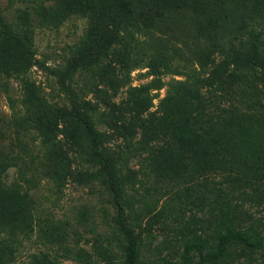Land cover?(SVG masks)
Segmentation results:
<instances>
[{
	"label": "rangeland",
	"instance_id": "rangeland-1",
	"mask_svg": "<svg viewBox=\"0 0 264 264\" xmlns=\"http://www.w3.org/2000/svg\"><path fill=\"white\" fill-rule=\"evenodd\" d=\"M54 1L0 0V9L6 27H11L18 11H27L34 21L31 8ZM90 2L97 3L108 30L96 46L99 50L114 41L116 23L137 24L123 32L121 45L111 47L98 66L107 86L98 88L110 97L107 106L81 90L91 81L89 73L75 74L68 89L72 93L64 95L46 72L30 66L29 80L40 94L27 114L19 105L14 111L8 106L6 94L13 100L19 97L16 81H8L7 93L0 90V172H5L7 187L0 186V239L17 235L13 264H29L32 255L40 257L39 264L123 263L125 240L113 222L105 189L98 181L81 186L74 179L82 161L70 137L78 131L55 111L74 101L72 96L97 102L108 121L100 120L96 129L109 139V157L128 181L121 205L141 263H176L186 237H208L225 216L239 227L252 225L264 234L263 88L259 87L256 119H234L224 134H216L192 124L190 117L200 107L187 87L164 86L133 101L129 87L119 84V78L127 76L133 87L149 81L146 65L152 59L169 65L199 63L207 70L217 57L211 33L228 37L251 28L264 40V0H142L129 7L131 15L118 9L116 0H61L72 7ZM86 23L85 18L71 16L57 28L35 27L33 60L49 68L62 65ZM26 56L23 48L0 40V62L5 66ZM169 79L161 76L164 83ZM166 90L172 95L168 99ZM127 107L154 125L156 132L149 135L151 140L144 139V150L142 144L130 150L124 143L118 126L131 121ZM117 117L115 125L109 122ZM134 130L130 143L139 137V128ZM214 185L222 191L219 196ZM4 252L0 242V258ZM220 264H264V253L231 247Z\"/></svg>",
	"mask_w": 264,
	"mask_h": 264
},
{
	"label": "trees",
	"instance_id": "trees-1",
	"mask_svg": "<svg viewBox=\"0 0 264 264\" xmlns=\"http://www.w3.org/2000/svg\"><path fill=\"white\" fill-rule=\"evenodd\" d=\"M116 1L118 9L131 15L129 7H134L135 3L142 0ZM118 9L117 11H119ZM31 10L32 14L36 16L34 21L27 11L20 10L13 25L6 27L5 17L0 9V40L6 38L12 47L23 48L27 54L26 58L13 66H5L0 62V90L7 93L8 87L6 86L10 80L16 81L19 89V97L15 100L6 94L9 108L14 111L19 105V109L24 110L27 114L37 101L40 89L33 86L29 80L28 69L30 66L46 72L57 85V89L64 95L72 93L68 89L72 87V79L75 74L89 73L91 81L80 86L81 90H86L94 98L98 96L100 102L107 106L110 97L106 91L98 88L107 87L98 66L109 56L111 47L121 45L123 32L127 33L128 28H136L137 24H125L121 27L119 23H116L114 25L116 30L114 41L107 42L99 50L96 46H98L101 36L108 30L104 26L103 15L100 13L97 3L90 2L80 7H72L69 4H62L61 0H55L47 5L35 4ZM71 16L85 18L87 23L78 41L69 48V56L63 61V64L49 68L43 63L33 60L34 28H57ZM118 19L121 23L119 16ZM254 20L256 21V19ZM210 35V41L217 49V57L207 70L204 65L199 63L169 65L160 61L157 63L155 59H152L146 65L148 72L145 75L152 76L149 81L133 87L128 76L120 77V86L129 87L128 93L133 101L136 97H143L148 95L151 90H159L164 86L187 87L188 91L197 99V105L200 107L199 111H195L191 115L190 120L192 124L205 129L206 133L224 134L225 127L237 118L256 119L260 107L259 87L263 88L264 94V40L262 34L248 28L245 31L238 30L236 35L228 37L218 33ZM165 74L170 76L166 83L161 81V76ZM174 76H178L182 80L176 81ZM95 78H98L99 82L94 83V80H97ZM169 96L172 95L166 90V99ZM72 97L74 101L67 103V106L64 103L58 105L55 107V111L65 125L75 127L78 131V134L70 137L72 138L73 151L78 160L82 161V167L74 172V179L81 186H88V183L98 181L105 189L113 209V222L125 240L122 264H146L141 263L138 259L137 241L128 228L127 216L121 205L122 195L128 181L117 166V161L109 157L111 149L107 148L109 139L96 129L97 122L108 121L102 118L104 114L100 112V105L97 102L77 96ZM203 110L206 112L203 113ZM128 111L131 121L127 124L121 122L118 126L123 131L124 143H129L130 150H134L135 146L142 144L141 148L144 150V147L147 146L144 139H150L149 135H154L156 132L154 125L147 122V118L137 116L138 112L131 109ZM117 119L119 118L109 122L115 125L114 121ZM135 127L139 128V137L130 143L136 135ZM89 169L92 170L89 171ZM4 174L5 172H0V186L7 188L2 180ZM213 191L216 196L222 193L217 185H214ZM13 234V237L2 236L0 239L1 245L5 248V252L0 258V264H13L15 261L19 242L17 235ZM231 247H237L239 250L251 254L264 253V234H261L252 225L239 227L233 218L225 216L216 221L208 237L201 234L186 237L182 241L178 261L176 263L164 262L163 264H220ZM30 259L29 264L40 263L38 256L32 255Z\"/></svg>",
	"mask_w": 264,
	"mask_h": 264
}]
</instances>
